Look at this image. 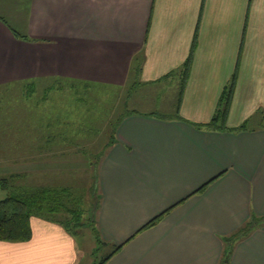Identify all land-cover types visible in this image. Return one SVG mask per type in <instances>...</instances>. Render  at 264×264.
I'll use <instances>...</instances> for the list:
<instances>
[{
	"label": "crops",
	"instance_id": "crops-1",
	"mask_svg": "<svg viewBox=\"0 0 264 264\" xmlns=\"http://www.w3.org/2000/svg\"><path fill=\"white\" fill-rule=\"evenodd\" d=\"M30 4L25 35L12 36L0 17V86L38 72L116 87L179 85L192 54L176 113L130 112L98 159L95 227L113 247L105 264H221L228 238L264 219V0ZM233 78L226 129L211 128ZM56 163H45L47 176L67 174ZM63 211L33 215L28 241L0 240V264H83L58 220ZM230 247L229 264H264V222Z\"/></svg>",
	"mask_w": 264,
	"mask_h": 264
},
{
	"label": "rangeland",
	"instance_id": "rangeland-1",
	"mask_svg": "<svg viewBox=\"0 0 264 264\" xmlns=\"http://www.w3.org/2000/svg\"><path fill=\"white\" fill-rule=\"evenodd\" d=\"M30 3L0 0V17L14 29L12 36L27 32ZM29 79L14 84L10 79L11 83L0 86V181L7 180L6 186L0 182V201L30 186L61 196L57 199L62 200L64 215L58 220L71 224L83 250V264H100L113 247L100 244L95 237L99 155L122 115L132 111L175 114L180 84L168 81L142 88L131 80L116 87L84 74L81 78L69 74L50 77L39 72ZM51 159L58 161L56 171L67 170V174L47 176L45 163Z\"/></svg>",
	"mask_w": 264,
	"mask_h": 264
},
{
	"label": "trees",
	"instance_id": "trees-1",
	"mask_svg": "<svg viewBox=\"0 0 264 264\" xmlns=\"http://www.w3.org/2000/svg\"><path fill=\"white\" fill-rule=\"evenodd\" d=\"M25 39V37H22ZM192 61V54L189 60L186 62L183 72L180 76V94L179 98H181L187 79L189 77L190 72V66ZM234 84H235V78H233L232 83L229 85V87L225 90L221 101L219 103V109L217 111L216 116L212 120L210 126L214 129H226L224 127V123L221 121L230 106L233 91H234ZM136 85V84H135ZM180 101V99H179ZM135 113V112H131ZM130 115L129 113H126L120 117L118 122L115 125V128L113 130V133L110 136L109 144L113 142V137L115 135V132L118 128L119 123L127 116ZM220 122H222L220 124ZM220 124V126H219ZM246 126H242L240 130H245ZM102 156V153L99 155V158ZM98 158V159H99ZM97 165V164H96ZM3 184H7V180H1ZM4 186V187H5ZM204 189V188H203ZM202 191V190H201ZM26 192V193H25ZM57 196L54 195V193L50 190H42L38 194H29L27 191H23L22 193H10L7 195V197L0 201V240L2 241H8V242H25L31 239L32 237V230H31V218L35 214H43L44 212H49L50 214H53L52 210L53 208H60L61 209V199H57ZM97 201V199H96ZM55 203V204H53ZM97 203H95V207L93 208L94 213L97 210ZM64 209V208H63ZM160 215L157 218L150 221L143 230H146L148 228L154 227L159 223V221L164 216ZM93 222V221H92ZM264 222V219H256L254 218L250 222L246 223L242 228H240L236 233H234L231 237L228 238L229 240V249L226 252L224 259L221 264H229V259L231 255V247L232 243L237 241L238 239H241L243 237L248 236L257 226H259L261 223ZM65 226L71 230V224H68V222H64ZM94 230H95V237L97 241L100 244H103L100 236L98 234V231L95 228L94 224ZM120 248V247H119ZM118 248V249H119ZM111 256H108L105 260H103L100 264H105Z\"/></svg>",
	"mask_w": 264,
	"mask_h": 264
}]
</instances>
